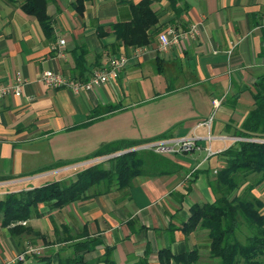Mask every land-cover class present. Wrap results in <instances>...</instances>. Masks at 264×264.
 Here are the masks:
<instances>
[{"label": "crops", "instance_id": "crops-1", "mask_svg": "<svg viewBox=\"0 0 264 264\" xmlns=\"http://www.w3.org/2000/svg\"><path fill=\"white\" fill-rule=\"evenodd\" d=\"M140 1L89 0L79 16L72 8L74 0H49L53 35L46 39L38 21L21 10L22 0H0V84L11 83L17 74L23 80L20 97L0 99V178H12L0 182V199L53 181L74 180L79 169L109 157L80 160L113 142L194 135L201 138V150L163 156L166 166H147V173L124 191L60 210L40 204L38 216L21 224L28 233L11 235L0 222V263L34 245L42 247L41 253L18 264H73L79 256L82 264H103L98 259L106 247L112 248L115 264H136L146 248L151 264H157L163 248L173 254L198 248L196 264H217L206 247L207 230L184 235L180 229L193 204L214 201L209 183L224 166L220 154L232 145L228 138L253 107V85L264 74L259 55L264 0H183L189 8L177 20L166 0L156 2L151 9L159 23L152 43L141 51L114 46L111 25L128 22L130 4ZM192 25L198 26L197 36L165 54L157 51L161 33L169 28L187 31ZM59 40L65 42L61 58ZM79 47L87 51L82 62L86 80L112 56L124 55L127 63L117 79L91 92L74 95L44 86L40 78L47 70L84 81L75 69ZM234 94L238 99L232 107L229 96ZM214 99L221 100L217 109ZM110 106L120 108L107 114ZM210 116L214 154L206 158L203 138L208 131L200 125ZM75 161L80 162L37 173ZM252 193L264 202V182ZM83 242L88 244L76 250Z\"/></svg>", "mask_w": 264, "mask_h": 264}, {"label": "trees", "instance_id": "trees-1", "mask_svg": "<svg viewBox=\"0 0 264 264\" xmlns=\"http://www.w3.org/2000/svg\"><path fill=\"white\" fill-rule=\"evenodd\" d=\"M87 1L89 0H74L72 8L79 16L83 15L84 4ZM161 1L163 0H141L135 5L130 4L131 19L128 22L115 23L110 27L115 37L114 46L120 44L134 49L149 46L153 41V30L159 23L158 15L152 11L151 5ZM166 1L173 12V20L179 19L189 8L183 0ZM48 3L49 0H22L21 10L26 15L34 17L45 38L51 39L53 28L52 20L47 14ZM99 29L102 30L99 35L105 36L103 28ZM262 41L263 46L259 55L264 59V29L262 30ZM86 53L84 47H79L75 56V69L80 78L85 76L82 62L85 60ZM82 80L86 81L84 78ZM253 89L251 94L253 107L232 133L235 137L251 139V141L235 142L220 154L224 166L209 183L215 197L214 201L206 204H193L189 209V218L180 229L184 235L196 229L207 230L206 247L210 258L216 259L217 264H264V202L252 193L264 182V74L258 76ZM237 99L238 94L229 96L232 107L235 106ZM118 108L120 107L110 106L106 113L110 114ZM227 128L228 131L231 130L230 127ZM162 139L166 137L106 144L88 158L80 161H90L101 157L109 158L79 170L74 180L53 181L40 187L5 194L0 199L1 227L7 228L11 235L21 232L28 233L31 230L21 227L20 223L38 216V205L40 204L51 211L60 210L74 202L129 189L134 178L147 173V166L157 168L166 166L168 163L163 155L150 151H131V149ZM80 161L59 162L37 173L62 168ZM250 175L259 176V178L254 184H247L239 193L240 179L244 180ZM196 176L194 174V177ZM11 179L0 178V182ZM173 230L171 228V232ZM238 231L241 234L249 231L244 243L238 240ZM87 244L88 242L76 244V250L82 249ZM149 253V249L146 248L143 257L136 264H151L148 260ZM111 254L112 248L106 247L98 262L115 264ZM198 259V248L180 254H173L169 248H163L157 254V264H196ZM82 263L83 256L75 257L73 260V264Z\"/></svg>", "mask_w": 264, "mask_h": 264}, {"label": "built area", "instance_id": "built-area-1", "mask_svg": "<svg viewBox=\"0 0 264 264\" xmlns=\"http://www.w3.org/2000/svg\"><path fill=\"white\" fill-rule=\"evenodd\" d=\"M198 26L192 25L187 31H177L173 28H169L158 36V49L160 54H165L173 46H178L179 44L188 41L189 39L197 36ZM65 49V42L59 40L57 43V56L59 58L63 57ZM144 48H138L141 51ZM127 58L124 55L112 56L108 59V62L101 68L92 72L90 77L86 81H80L63 76L61 73L54 72L51 70L44 71L41 75L40 82L53 89H67L70 90L74 95L80 93L91 92L94 89L101 87L109 82L117 79L120 71L126 65ZM23 80L19 74H17L14 80L9 84H0V99L5 96L12 95L15 97H20L22 95ZM212 105L217 109L221 105V100L214 99ZM213 121V116H210L205 122L200 126H205L208 131V135L203 138L207 141L208 146L203 148L206 158L211 157L214 153L210 148V141L213 139L211 137L210 129ZM201 138L190 135L179 139H162L153 142H148L140 146L134 147L131 151H150L157 155H181L190 154L195 150H201L198 142ZM232 144L239 141H251V139L239 138V137H229ZM258 141V140H252ZM24 224V222L20 223ZM42 247L27 245L24 250L16 255L12 260L4 261L1 264H18L25 262L27 257L37 256L41 253Z\"/></svg>", "mask_w": 264, "mask_h": 264}, {"label": "rangeland", "instance_id": "rangeland-1", "mask_svg": "<svg viewBox=\"0 0 264 264\" xmlns=\"http://www.w3.org/2000/svg\"><path fill=\"white\" fill-rule=\"evenodd\" d=\"M101 162V161H100ZM100 162H96V163H100ZM96 163H93V164H96ZM90 164V163H89ZM105 166H107V165H105ZM83 169V168H82ZM82 169H79V170H82ZM77 174V173H76ZM74 177V179L76 178V175H74L73 176ZM258 178H259V176H256V175H250L249 177H247V178H245L244 180L243 179H240V182H239V190H238V192L240 193L241 191H242V189H244V187L247 185V184H254L257 180H258ZM48 180H50V179H48ZM47 181V180H46ZM67 181V180H66ZM68 181H70V180H68ZM5 196V195H4ZM240 220H241V218H240ZM245 235V236H244ZM249 235V231H248V233L246 232V233H240V231H238L237 232V238H238V240L241 242V243H244V241H245V238H246V236H248ZM1 264V263H0Z\"/></svg>", "mask_w": 264, "mask_h": 264}]
</instances>
